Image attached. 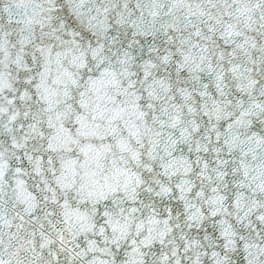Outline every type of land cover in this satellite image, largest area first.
I'll use <instances>...</instances> for the list:
<instances>
[{
    "label": "snow or ice",
    "instance_id": "6c2138e0",
    "mask_svg": "<svg viewBox=\"0 0 264 264\" xmlns=\"http://www.w3.org/2000/svg\"><path fill=\"white\" fill-rule=\"evenodd\" d=\"M0 264H264V0H0Z\"/></svg>",
    "mask_w": 264,
    "mask_h": 264
}]
</instances>
